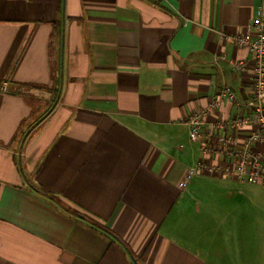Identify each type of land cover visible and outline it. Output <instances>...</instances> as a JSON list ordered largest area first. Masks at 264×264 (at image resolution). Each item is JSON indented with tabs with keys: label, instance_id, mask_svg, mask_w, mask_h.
Wrapping results in <instances>:
<instances>
[{
	"label": "crops",
	"instance_id": "1",
	"mask_svg": "<svg viewBox=\"0 0 264 264\" xmlns=\"http://www.w3.org/2000/svg\"><path fill=\"white\" fill-rule=\"evenodd\" d=\"M260 10L0 0V264H264V185L185 179L224 162L187 121L222 88L250 98L252 64L227 62L249 54L224 37ZM246 112L225 101L200 132Z\"/></svg>",
	"mask_w": 264,
	"mask_h": 264
},
{
	"label": "built area",
	"instance_id": "2",
	"mask_svg": "<svg viewBox=\"0 0 264 264\" xmlns=\"http://www.w3.org/2000/svg\"><path fill=\"white\" fill-rule=\"evenodd\" d=\"M224 39L249 54L248 61H227L233 70L244 72L251 63L252 88L251 96L245 102L237 100L229 88H222L209 104L192 114L187 124L190 126L189 139L195 141L203 138L208 143L215 139L217 146L205 145L200 147L202 156L222 157L223 163L206 164L203 160L190 168L185 179L201 173L236 179L240 184L264 185V152L260 149L264 145V10H260L251 24L240 35H228ZM220 60H224L220 58ZM225 101H230L246 114L238 115L230 120L215 122L209 125L205 133L200 132L205 126L203 118L218 109ZM250 128L244 140H239L236 132ZM222 131L214 135V131ZM185 181L178 184L182 189Z\"/></svg>",
	"mask_w": 264,
	"mask_h": 264
},
{
	"label": "trees",
	"instance_id": "3",
	"mask_svg": "<svg viewBox=\"0 0 264 264\" xmlns=\"http://www.w3.org/2000/svg\"><path fill=\"white\" fill-rule=\"evenodd\" d=\"M38 189H40V188H38Z\"/></svg>",
	"mask_w": 264,
	"mask_h": 264
}]
</instances>
